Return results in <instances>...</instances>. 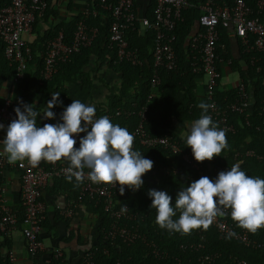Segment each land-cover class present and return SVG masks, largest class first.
I'll return each mask as SVG.
<instances>
[{"label":"trees","instance_id":"16d2710c","mask_svg":"<svg viewBox=\"0 0 264 264\" xmlns=\"http://www.w3.org/2000/svg\"><path fill=\"white\" fill-rule=\"evenodd\" d=\"M189 1L197 3L202 0ZM220 1L229 4L232 0ZM9 2L10 0H0V8ZM97 2L98 0H88V5L96 6ZM249 3L255 7L254 0H249ZM51 12L53 9L50 7V0H47V9L41 18H46ZM145 14L149 19H152V3L147 7ZM198 15L199 10L196 7L183 8V20L179 21L175 28L176 67L173 69L161 67L159 69L160 81L155 89H152L150 85L153 32L141 31L139 26L129 30L128 42L130 47L137 49L140 63L131 64L127 61L116 63L114 50L107 47L108 28L111 22V17L108 15L104 17L89 16L86 19V24L98 28L91 44L79 52L71 54L66 62L59 65L56 73L50 78L43 79L40 70L47 40L61 30L64 40L69 42L78 15L76 14L68 22H57L49 26L33 40L28 41L32 54L30 64L33 68L17 83L22 90L25 104H33L34 109L39 112L49 100V96L51 95L52 99V94L58 92L62 104H57L56 107L64 110L72 103L68 98L65 82H76L79 78L80 80L84 78L87 81L88 73L83 68L93 55L120 75V91L129 93L130 96L127 100H115L112 103L97 106L96 118L108 116L114 125L125 127L132 134L139 120L136 112L144 108L145 118L142 124L148 134H169L179 142L183 152L193 155L191 148L187 147L185 139L172 131L171 126L174 122L181 124L184 121H193L199 118L202 110L197 105L201 101L207 103L204 95L198 99L194 93L196 79L203 75L191 71L190 55L185 45L187 37L195 28ZM37 19L39 17H36L33 25ZM235 38L240 46L239 39ZM249 38L252 42L253 37ZM230 39L232 37L228 35L226 27L219 26L216 53L223 55L225 59L229 57ZM252 55L256 57V60L251 64L250 57ZM242 57L246 67L240 70V76L246 87L247 83L252 85L253 104L243 113L229 112V120L234 126V131L225 130L228 147L222 151L221 156L214 157L211 161L202 162L201 172L207 174V177L213 181L219 172L227 171L238 162L241 164V170L247 175L264 179V120L260 113L261 99L264 95V46L258 52H242ZM216 66L218 68V62H216ZM257 66L260 68L259 70L256 69ZM14 71V64H9L3 55V43L0 40V82L12 78ZM235 95L236 88L225 92L214 89V98L220 106L232 101ZM133 149L139 151L145 158L152 160L154 167L143 176V187L137 191L128 190L126 202L134 218L124 222L129 226H135L140 233L145 235L148 243L154 244L163 254L155 256L151 252L150 246L139 240L126 244L119 240L109 241L104 238L110 223L109 216L104 212L101 203L94 204L92 200L83 199L94 208L100 217L96 226L97 239L88 249L92 253V264H147L148 262L153 264H196L198 252L216 254L213 264H264V228L256 233L247 231L251 240L249 244H245L234 236L229 237L228 234H221L212 225L207 230L194 229L189 234L161 229L155 222L156 210L150 208L152 200L148 196V191L150 189L166 191L172 197L174 205L178 192L198 180L197 170L181 159L180 152L174 153L162 146L146 147L134 138ZM247 150H251L253 153L248 155L246 154ZM42 163L45 164V161ZM171 166L177 168V171L165 170V167ZM225 166H227V170L221 169ZM21 212L22 208L20 207L17 222L22 221ZM178 217L179 213L173 219H178ZM220 217L225 218L235 232L242 229L231 219L230 211H226L225 215ZM191 244L202 246H199L198 252H195L190 248ZM0 264H7L1 256ZM50 264L60 263L58 260L52 259Z\"/></svg>","mask_w":264,"mask_h":264},{"label":"built area","instance_id":"2783aa9c","mask_svg":"<svg viewBox=\"0 0 264 264\" xmlns=\"http://www.w3.org/2000/svg\"><path fill=\"white\" fill-rule=\"evenodd\" d=\"M152 3V19L145 14L147 7ZM252 7L249 0H232L227 4L220 0H202L194 3L189 0H145L141 9H138V0H98L96 6L88 5L84 0L83 8L77 13L72 38L69 42L64 40L60 30L55 36L48 39L40 70L43 79L49 78L57 72L59 65L66 62L71 54L79 52L82 48L91 44L98 28L87 25L89 16L111 17L108 28L107 47L114 50L115 62L127 61L131 64L140 63L136 48H132L128 42V31L139 26L141 31H152L153 40L151 47V76L150 85L155 89L159 84V69H173L177 64V56L174 49L176 40L175 28L179 21L183 20L182 10L186 7H196L199 15L195 21V28L187 37L186 48L190 55V69L192 72L202 73L206 77L204 84V98L209 108L210 115L215 123L223 130L234 131V126L229 120V112L243 113L247 108L248 93L243 81L236 85V95L232 101L220 106L214 98V89L219 78L216 62H228L223 55L216 53L218 40V27H226L230 37H237L240 41L242 52L260 51L264 46V0H254ZM47 9V0H10L7 5L0 8V40L3 43V55L9 64H14V75L11 80L19 83L27 76L32 59L31 49L25 36H30L33 30V21L41 17ZM252 36V42H250ZM256 60L252 55L251 64ZM260 68L257 66L256 68ZM25 103L23 96L16 98H0V120L10 123L17 118L15 108ZM118 113V111H117ZM260 113L264 120V95L261 99ZM139 116L138 124L132 135L146 147L162 146L172 152L181 153V159L189 166L195 168L198 179L207 174L201 172L202 163L197 162L193 155L183 152L179 142L169 134L150 135L143 128L145 109L136 112ZM96 118V116H95ZM247 123V120H246ZM253 152L247 150L246 154ZM7 159L4 152H0V168L6 165ZM19 171L20 193L19 204L22 208L23 224L21 231L25 241L26 251L30 257V264H37V257L44 248L40 239L42 221L45 218L46 202L41 193L50 178H67L69 164L65 159L56 163L42 161L38 166L32 167L27 160L16 162ZM177 168L165 167V170ZM227 170V166L221 167ZM85 179L78 184L77 200H92L94 204L101 203L104 212L109 216L110 223L106 229L104 238L109 241L119 240L122 243H132L136 240L150 246L155 256H162L154 244L148 243L145 235L140 233L135 226H129L124 221L131 220L134 215L129 211H122L127 205L126 194L129 190L125 186L123 195L119 192V185L115 183H93L87 178L90 169L84 170ZM218 173V172H217ZM75 181V178L73 177ZM0 232L9 233L17 224L18 210H13L5 205L0 197ZM63 216H72V209L68 206L61 209ZM212 226H215L221 234L235 233V238L245 244L251 243L246 229L234 231L232 225L225 218L217 216ZM253 244V243H252ZM196 244H191L195 252H198ZM54 255L60 256V249L53 250ZM216 254L198 252L196 264H213ZM7 264H17L12 249L5 253ZM244 262V261H242ZM79 264H92V253L86 252ZM142 264V263H137ZM147 264H153L148 262Z\"/></svg>","mask_w":264,"mask_h":264},{"label":"clouds","instance_id":"9594fccd","mask_svg":"<svg viewBox=\"0 0 264 264\" xmlns=\"http://www.w3.org/2000/svg\"><path fill=\"white\" fill-rule=\"evenodd\" d=\"M60 93L52 94L43 112L45 119H55L52 109L62 104ZM15 108L16 117L6 128L0 144L8 162H27L36 167L41 161L56 163L61 159L69 162L67 179L75 178L77 184L85 179L84 169L90 171L87 178L93 183H115L121 195L125 186L133 191L143 187L142 177L154 167V162L133 149L134 137L125 127L114 125L108 116L95 118L94 104L74 100L64 108L56 124L37 126L33 104ZM199 118L193 120L184 134L197 162L211 161L221 156L228 147L226 132L208 115L211 105L201 101ZM5 126L0 124V130ZM86 133L76 147L74 135ZM151 209L156 210L155 222L161 229L189 234L194 229L207 228L217 216L230 211L231 219L242 229L256 233L264 228V179L247 175L240 162L227 171L218 173L213 181L202 176L177 194L175 204L166 191L150 189ZM124 205L122 211H127ZM179 213L178 219H173ZM229 237L235 233H229Z\"/></svg>","mask_w":264,"mask_h":264},{"label":"crops","instance_id":"0c3cea01","mask_svg":"<svg viewBox=\"0 0 264 264\" xmlns=\"http://www.w3.org/2000/svg\"><path fill=\"white\" fill-rule=\"evenodd\" d=\"M83 2L84 0H50V7L53 12L49 13L46 18L37 19L33 25V32L30 36H25V39L31 41L49 26L57 22L72 20L83 8ZM144 2L145 0H138V9L142 8ZM230 40L228 62L218 63L220 75L215 88L220 92L236 88V85L242 81L240 70L246 67L242 57L241 45L239 46L235 37ZM32 68L30 64L28 74L32 71ZM83 70L88 73L87 81L84 78L82 80L79 78L76 82H65L68 98L71 102L73 99L80 100L85 104H94L97 107L112 103L115 100H127L130 97L129 93L120 91V75L104 65L96 56H91ZM108 72H113L116 75H109ZM205 81L206 77L204 75L196 79L194 93L198 99L204 95ZM246 90L248 93L247 108L250 109L253 104L251 96L252 85L247 83ZM22 95V90L11 78L0 82V98H16ZM49 100H51V95ZM47 102L39 111L41 116L37 117V125L41 127L44 124L62 122L60 115L63 109H57L56 106L52 109L56 114L55 119H45L43 117ZM191 122L184 121L181 124L174 122L171 130L184 139V134L189 131ZM0 124L5 126L4 130H0V141H2L6 135V128L9 123L0 120ZM84 135L86 133L74 135L73 138L77 141L76 147H79V140ZM3 147L0 144V152H4ZM65 161L69 164L67 160ZM19 193V171L15 164H10L7 159L6 165L0 168V197L5 205L10 206L13 210H18V213L20 208ZM41 194L42 199L46 202V213L40 233L44 248L36 258L37 264H50L52 259L58 260L60 264H79L83 255L86 252H90L88 249L97 239L96 226L100 221L98 213L87 201L77 200L78 184L74 180L69 182L67 178H50ZM67 206L72 209V216L70 217L61 214V209ZM22 226L21 222H17L9 233L3 234L0 232V256L3 260H5L6 251L12 249L17 264H30V257L26 251L21 231ZM56 247L60 249V256H55L53 253Z\"/></svg>","mask_w":264,"mask_h":264},{"label":"rangeland","instance_id":"374dc122","mask_svg":"<svg viewBox=\"0 0 264 264\" xmlns=\"http://www.w3.org/2000/svg\"><path fill=\"white\" fill-rule=\"evenodd\" d=\"M41 18V17H40ZM42 19V18H41ZM40 19V20H41ZM39 31L41 32V30L39 29ZM109 73V75H116V74H114L113 72L112 73H110V72H108Z\"/></svg>","mask_w":264,"mask_h":264},{"label":"bare ground","instance_id":"6f19581e","mask_svg":"<svg viewBox=\"0 0 264 264\" xmlns=\"http://www.w3.org/2000/svg\"><path fill=\"white\" fill-rule=\"evenodd\" d=\"M184 14V13H183ZM34 27V26H33ZM34 30V29H33ZM33 30H32V32H33Z\"/></svg>","mask_w":264,"mask_h":264}]
</instances>
